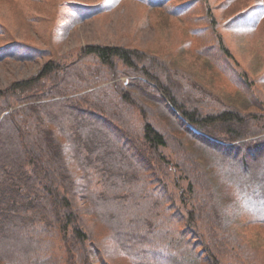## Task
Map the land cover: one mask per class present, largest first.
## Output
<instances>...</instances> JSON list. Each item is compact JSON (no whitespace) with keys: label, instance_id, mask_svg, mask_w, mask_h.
Wrapping results in <instances>:
<instances>
[{"label":"trees","instance_id":"1","mask_svg":"<svg viewBox=\"0 0 264 264\" xmlns=\"http://www.w3.org/2000/svg\"><path fill=\"white\" fill-rule=\"evenodd\" d=\"M134 1L175 19L195 11L201 20L197 7H206V0ZM109 7L105 0L72 3L70 14L82 22ZM218 44L206 39L197 55L228 66L231 54ZM42 50L13 42L0 49V60L32 61ZM48 58L37 74L0 91V139L15 144L0 147V264H241L229 248L239 238L227 231L215 181L243 191L260 175L264 114L229 104L213 109L210 97L182 87L190 76L179 77L149 51L88 44L75 60ZM121 76L127 82L116 81ZM237 151L243 159L233 157ZM227 159L236 172L223 174ZM256 191L264 198V185ZM109 197L117 206L103 209ZM120 218L132 226L111 223Z\"/></svg>","mask_w":264,"mask_h":264},{"label":"rangeland","instance_id":"2","mask_svg":"<svg viewBox=\"0 0 264 264\" xmlns=\"http://www.w3.org/2000/svg\"><path fill=\"white\" fill-rule=\"evenodd\" d=\"M101 1L37 0L33 3L16 2L14 7L8 1L0 0V22L3 24L0 49L13 42L43 48L41 57L32 61L0 60V91L13 82L37 74L43 63L49 59L48 54L69 62L78 57L79 48L84 45H112L145 50L165 57L169 67L179 77H191L190 80L181 77L182 87L192 88L194 96L210 97L211 107L215 106L213 109L227 110V106L233 105L243 111L242 113L264 114V9H260L262 0H206V7H197L201 12V20L195 11L175 19L160 11H150L134 0H105L110 6L107 10L82 22H77L70 14L72 3L97 5ZM13 9L18 10L28 22L22 21ZM199 22L201 23L198 24ZM203 26L206 28L204 35L192 34V28ZM206 39L217 47L220 43L228 48L231 54L226 59L228 66L224 64V59L210 65L197 55L199 45H205ZM89 64L87 62L86 65ZM103 77L106 78V75ZM108 79V84L115 81L109 77ZM120 80L127 82V77L121 76L116 81ZM249 96L253 98L252 101L247 99ZM212 100L218 102L219 106ZM258 104L263 107L259 109ZM213 109L208 108L209 111H217ZM53 115L59 117V112ZM158 124L163 128L165 126L163 122ZM0 144V147H15L12 138L5 143L0 139ZM168 152L165 150L167 155ZM237 153L233 157L243 159V152ZM197 157L213 179L214 171L207 166L206 158ZM233 164V160L227 159L223 174L236 172ZM263 176L264 168L254 182L246 184L248 188L245 186L243 191L236 188L237 186L215 181L227 231L239 238L237 245L229 248L231 254L241 255V264H264V225L258 222L259 219L264 221V198L256 191L258 186L264 185ZM179 184L185 185L183 179ZM250 186L252 188L249 189ZM109 198L104 199L103 209L111 205L117 206L116 198ZM139 201L140 198L135 202ZM206 208L212 210V204ZM126 211L132 212L134 209L131 207ZM140 217H137L136 223L140 221ZM120 219L112 220L111 223L119 221L123 229L132 226L125 218ZM20 229L23 239L30 238L21 226ZM13 238L14 242L18 240L17 236ZM15 246L17 251L23 248ZM38 247L39 244L34 242L33 250ZM119 264L128 263L120 260Z\"/></svg>","mask_w":264,"mask_h":264}]
</instances>
